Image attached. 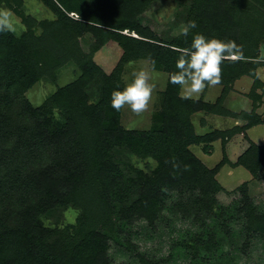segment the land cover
Returning a JSON list of instances; mask_svg holds the SVG:
<instances>
[{"label":"trees","instance_id":"1","mask_svg":"<svg viewBox=\"0 0 264 264\" xmlns=\"http://www.w3.org/2000/svg\"><path fill=\"white\" fill-rule=\"evenodd\" d=\"M4 1L25 31L19 37L0 31V264H111V242L133 254L139 264H157L141 255L130 239L121 242L117 225L144 220L153 227L164 198L172 193L186 194L173 206L183 217L199 224L214 214L221 218L216 198L223 191L216 179L220 170L226 165L242 167L259 178L264 144L247 139L248 148L234 163L225 146L236 133L264 124L257 113L264 84L256 76L264 65L258 61L264 43V0H191L187 21L194 20L197 27L170 42L139 23L138 17L156 0H36L55 13L52 21L26 17L19 10L20 0ZM70 13L79 19L69 18ZM196 33L235 41L243 50L244 59L223 62L221 92L212 103L181 98L180 87L169 79L179 49L188 47ZM85 35L93 39L88 53L80 45ZM109 42L122 54L106 73L93 54ZM149 57L155 71L167 75L166 87L151 129H128L121 125V110L111 107V93L124 87L125 64ZM65 65L77 70V78L34 107L27 91L45 78L56 81V72ZM244 77L255 82L248 93L253 108L236 114L224 102ZM94 87L99 90L96 101L88 93ZM198 112L244 123L198 136L191 121ZM217 141L222 159L207 168L190 147L202 145L209 155ZM123 154L156 165L145 172ZM238 190L241 204L235 212L243 220L247 248L253 237H264V213L253 205L248 184ZM69 209L75 216L65 224ZM52 215L54 225L45 226L43 217ZM222 241L209 235L186 247L196 258L199 247L212 252Z\"/></svg>","mask_w":264,"mask_h":264},{"label":"rangeland","instance_id":"2","mask_svg":"<svg viewBox=\"0 0 264 264\" xmlns=\"http://www.w3.org/2000/svg\"><path fill=\"white\" fill-rule=\"evenodd\" d=\"M12 3V0H8ZM20 8L26 17H31L36 21L54 20L56 15L43 3L36 0H20ZM4 0H0V13H11V28L7 29L14 36L19 37L25 27L20 19L6 6ZM191 7V0H156L138 17L139 23L151 30L162 41L170 42L174 39L183 37L182 28L187 24L188 12ZM69 18L78 20L76 13L68 14ZM125 35L134 36L128 31ZM93 43L90 35L80 38V45L84 52H89V47ZM121 50L114 42H109L93 54L94 62L106 73H109L118 62L121 56ZM258 61L264 62V43L260 45ZM149 68V63L144 60L127 63L123 66L121 81L125 86L132 78L134 69L140 67ZM154 82L156 87L153 91L152 101L147 110L141 114H135L127 107L121 109V125L133 130H150L153 125L152 115L159 108L160 94L164 91L167 82V75L160 71H155ZM56 81H50L48 78L39 81L31 87L26 98L34 106H39L46 98L53 94L57 88L63 87L77 76V70L65 65L56 72ZM258 82L264 84V65L256 70ZM254 80L244 77L236 82L233 91L229 93L225 101V107L233 113L247 112L252 110L251 100L248 93L253 87ZM258 92L261 88H258ZM221 88L217 85H210L198 97L187 99L202 100L213 102L219 97ZM92 101L99 98L97 87L89 92ZM180 95V88L178 90ZM203 100V101H204ZM264 102V93H263ZM263 112H262V111ZM258 114L264 118V103L257 110ZM58 118L59 115L55 113ZM206 126L199 129V118L194 121L195 130L199 133L212 132L213 130L224 131L230 129L234 124V119L226 116H214L203 114ZM207 117V118H206ZM244 122H239L240 126ZM235 126V125H234ZM246 139L244 138V135ZM236 133L226 144V156L234 163L236 159L248 148V142L260 146L264 143V124L254 126L245 131V133ZM203 146H191V152L207 167L213 168L222 159V147L219 141L211 144L209 155L203 152ZM126 159L134 166L149 172L154 169L155 162L151 160H142L131 154H123ZM217 181L223 187V191L216 196L218 209L223 210L221 218L214 214L206 218L201 224L196 223L192 217H183L175 212L173 206L179 201L185 199L186 194H169L164 198V207L161 215L153 227L148 226L144 220H136L131 225L120 223L117 225L120 231L119 240L130 239L138 248V252L149 260L157 264H264V237L255 236L244 247L245 235L243 232V220L235 210L241 204V194L238 187L246 183L253 205L258 212L264 213V168L259 178H252L249 172L242 167L232 168L224 166L218 175ZM219 209V210H220ZM65 224L70 223L75 216L72 209L67 210ZM55 216V215H54ZM54 216L43 217L45 226H53ZM63 220V218H62ZM227 228L228 232L223 230L222 226ZM209 235H216L217 239H223L218 248L212 252H206L201 247L198 248V256L192 258V252L186 246L188 243L198 240L206 241ZM223 237V238H222ZM111 264H139L133 254L126 252L122 247L116 246L111 242L108 251Z\"/></svg>","mask_w":264,"mask_h":264},{"label":"clouds","instance_id":"3","mask_svg":"<svg viewBox=\"0 0 264 264\" xmlns=\"http://www.w3.org/2000/svg\"><path fill=\"white\" fill-rule=\"evenodd\" d=\"M11 13H0V31L11 28ZM197 27L190 20L182 28V34L188 36ZM244 59L242 46L232 40H222L196 33L188 47L179 49L176 60V71L169 74L172 84L180 87V95L184 98L198 97L209 85L221 82L222 64L226 60ZM151 69L140 67L134 69L132 78L122 90H113L110 97L111 107L120 111L127 107L135 114L148 109L156 87L155 61L150 57L146 61Z\"/></svg>","mask_w":264,"mask_h":264},{"label":"crops","instance_id":"4","mask_svg":"<svg viewBox=\"0 0 264 264\" xmlns=\"http://www.w3.org/2000/svg\"><path fill=\"white\" fill-rule=\"evenodd\" d=\"M209 86H210V85H209ZM209 86H208V87H209ZM216 86H217V85H216ZM219 87H220V86H219ZM220 88H221V87H220ZM232 91H233V90H232ZM232 91H231V92H232ZM220 92H221V90H220ZM231 92H230V93H231ZM219 94H220V93H219ZM200 98H201L202 100H204L202 97H200ZM217 98H218V97H217ZM217 98H216V99H217ZM227 98H228V97H227ZM227 98H226V99H227ZM216 99H215V100H216ZM262 99H263V98H262ZM215 100H214V101H215ZM214 101H213V102H214ZM204 102H210V101H206V100H204ZM211 103H212V102H211ZM263 103H264V102H263ZM224 105H225V102H224ZM261 111H262V110H261ZM262 112H263V111H262ZM203 114H205V113H203V112H198V113H196V114H194V115L191 116V121H192V124H193V125H194V121H196V118H197V117L199 118V121H197V123H198V122L200 123V125H198V127H199V129H202V130H203L204 127L206 126V124H205V120H203V117H201V116H203ZM262 114H264V113H262ZM205 115H206V114H205ZM207 115H208V114H207ZM263 116H264V115H263ZM206 118H207V117H206ZM263 119H264V118H262V120H263ZM233 124H234L235 126L240 125L239 122H238V121H235V120H234V123H233ZM234 125H233L232 127H235ZM232 127H231V128H232ZM194 129H195V125H194ZM195 133H196V135L201 136V135H204V134H207V133H210V132H206V133L203 134V133H199V132H197V131L195 130ZM263 144H264V143H263ZM263 144H262V145H263Z\"/></svg>","mask_w":264,"mask_h":264}]
</instances>
